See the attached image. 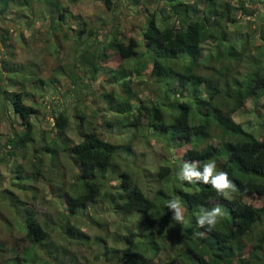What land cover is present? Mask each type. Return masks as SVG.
Segmentation results:
<instances>
[{"label":"trees","instance_id":"1","mask_svg":"<svg viewBox=\"0 0 264 264\" xmlns=\"http://www.w3.org/2000/svg\"><path fill=\"white\" fill-rule=\"evenodd\" d=\"M67 1L0 0V112L13 122L21 121L20 130L14 129L8 141L12 149L9 152L16 154L30 147L41 160L36 168L40 173L45 152L50 154L52 164L56 153L64 152L75 167L76 183L62 188V195L75 217L100 197L110 200L113 209L125 216L143 215L138 222L140 230L132 231L119 224L114 244H108L106 237L101 236L105 264H154L161 250H166L175 264H264V139L258 140L233 116L249 98H259L264 93V23L258 34H251L247 22L240 17V11L252 17L257 3L264 0H237L236 5L233 0L150 1L152 8L144 7L148 12L139 10L146 17L139 26L140 39L127 38L115 25L114 32L101 36V30L90 28L81 16H73L72 20L67 5L63 6ZM103 1L112 12L114 0ZM48 3L58 8V15L48 16L43 8ZM16 32L20 33L18 40L22 44L38 47L43 53L41 60L15 58ZM209 40L217 45L212 65L201 62L204 43ZM69 43L74 46L69 52L77 55L72 64L64 62ZM45 58H52L56 67L52 76L56 78L50 77L54 80L48 88L38 85L45 84L46 79L41 76ZM137 59L136 69L149 68L150 75L164 88L163 96L151 106L145 100L140 104L132 102L136 95L130 85L132 74L110 64V60L125 63ZM210 70L211 74L203 73ZM60 72L74 84L81 77L86 82H98L102 73L120 87L121 92L112 89L102 96L111 102L115 114L123 116V125H139H132L138 129H132L130 140L124 144L132 145L141 132L139 128L144 127L140 118L146 117L150 119V124L145 125L146 134L162 136L173 151L190 145L182 161L174 160L173 165L166 161L158 166V184L152 195L135 175L140 170L145 173L147 168L125 161L120 147L104 137L98 124H92L77 142L68 133L70 116L66 110L54 106L49 111L45 107L40 110L32 102L37 89L45 96L42 103L48 104L49 96L60 89L53 84L60 81ZM174 81L179 90L170 86ZM61 93L64 95V91ZM120 98L124 99L118 101ZM197 117L199 120H194ZM114 123L106 120L103 125L107 128ZM214 125L224 139L221 145L212 142L217 136L212 132ZM262 125L259 131L264 132V121ZM122 127L125 130L119 132L121 139L128 135V127ZM8 149L9 144L0 142V153ZM23 157H27L26 152ZM118 160H124L123 166ZM213 161L217 170L227 172L235 185V191H229L226 198L218 196L210 184L179 178L184 163L198 162L202 170L204 163ZM116 165H121V169L115 189L106 173ZM18 168L20 173L24 171L23 164ZM22 180L19 174L10 184L18 186ZM2 182L0 172V187ZM173 197L184 207L183 224L172 219L173 212L167 207ZM213 201L222 208L224 216L209 231L197 225V217L204 210H211ZM2 204L11 208L14 219L11 223L9 217L6 226L23 233L20 241L26 243L23 251L16 253L20 263L15 264H46L38 255L48 232L35 211L11 187L0 189ZM68 231L77 241L91 240L80 227L72 226Z\"/></svg>","mask_w":264,"mask_h":264},{"label":"rangeland","instance_id":"2","mask_svg":"<svg viewBox=\"0 0 264 264\" xmlns=\"http://www.w3.org/2000/svg\"><path fill=\"white\" fill-rule=\"evenodd\" d=\"M142 1H147V3L143 4ZM150 1L155 2V0H138L137 2L136 0H114L115 6L112 12L106 9L103 0H68L63 6L67 5L72 20L73 16H81L88 21L90 28L101 30V36H104L108 31L114 32L112 26L115 25L120 28V32L127 38L136 36L140 39L139 26L144 23L146 17L139 10L148 12L144 7L149 6L152 8ZM233 3L236 5L238 1L233 0ZM130 7L132 9H129ZM43 8L49 17L59 14L58 8L51 3L45 4ZM255 8L252 17L240 11L242 13L240 17L243 21L247 22L249 26L247 29L251 34H258L259 27L264 23V1L259 2V4L257 3ZM19 35V32L15 33L17 39L15 58L26 60L34 57L41 60L43 53L39 51L38 47H35V45L30 47L28 43H25V45L22 44L18 40ZM38 44L40 45L41 42H38ZM23 46L26 47L24 48ZM69 47L70 49L67 51V58L64 59V62H71L72 64L76 60L75 57L77 55L75 56L73 52H69L74 50L72 43H69ZM216 54L217 45L213 41L209 40L204 43L201 57L202 64L207 63L212 65L215 63L214 57ZM139 61L143 63L142 59ZM110 64L118 70L125 69L132 74V77H130V85L136 93L132 99L134 104H140L142 100H145L151 106L163 96L164 88L156 83L155 79L150 75L149 68L144 69V71L139 70V68L136 69L139 67L138 59L125 63H115V60H110ZM69 68L72 69L73 66L71 65ZM55 69L56 67L53 64L52 58H48V60L45 58L43 60V68H41V76L46 79L45 84L38 85L42 88H48L49 84H51L50 81L54 80L51 78H56L52 77ZM58 69L60 70L61 67L59 66ZM242 69L246 70L245 67H242ZM212 72L210 70L204 71L203 73L211 74ZM59 76L60 81L53 82L54 85L60 87L59 91L61 96L58 101L54 100L59 105L54 103L51 107L54 106L60 110H66L69 114V135L78 142L82 139L81 134L83 132L90 130L92 124H98L100 131L104 133V137L120 147L121 156L125 161L134 163L142 169L147 168L145 173H141L140 170L135 175L139 177V183L147 190V193L152 195L154 189H156L154 187L158 184L157 176L155 175V170H157L158 166L162 163L165 164L166 161H169L172 165L175 162L174 160L182 161V156L190 148V145L187 143L183 147L173 151L162 136L152 133L146 134L147 130L145 128L147 127L145 125L150 124V119L141 117L140 122L144 127L139 128L141 132L132 145H130L132 146L130 148L129 145L124 143L130 140L132 129H138L132 126L136 124L128 122L123 125V116L115 114L114 109L111 107V102H107L105 97L102 96L104 92L112 89L121 92L120 87L108 81L107 76L102 73L101 79L94 83L90 80L86 82L81 77L74 84L72 80L64 77V73L60 72ZM170 86L176 89L179 88L175 81L171 82ZM201 88L204 89L205 85H202ZM63 91L64 95L61 93ZM34 92L36 96L32 98V102L35 101V104L40 110L45 107L49 111L51 107L48 108L47 105H44L46 101L42 103L45 97L43 93L37 89ZM185 93L183 92V94ZM169 96L173 95L170 94ZM184 96H187V94ZM123 99L120 98L117 100L122 101ZM32 102L30 101V103ZM80 116H85V119L81 120L82 117ZM233 116L236 121L243 123L244 128L252 132L258 140L264 139V132L259 131L264 121V93L259 98H249L244 107ZM41 117L42 115H39V118ZM48 120H50V117H48ZM106 120H112L115 123L105 128L103 124ZM194 120L198 121L199 117L194 118ZM123 121L127 122L125 120ZM20 122H13L9 116L0 112V142L2 144H9V149L5 150V153H0V172L3 174V182L0 189L11 187L21 195L26 201V205L35 211L45 226L48 232V239L42 247V251L39 252L38 258L42 262H47L46 264H105L107 260L101 255V245L103 244L101 236L106 237V242L112 245L114 244L113 236L117 232L119 224L121 226L125 224L132 231L140 230L138 222L142 220L143 215L134 213L125 216L122 212H117L113 209V204L110 200L100 197L95 202L90 203L86 209L81 210L80 214L76 217L73 216L62 195V188L66 189L70 184L76 183L74 165L69 157L60 150L56 153L55 162L52 164L50 154L45 152L43 155L42 173H40L37 172L36 168L40 166L41 160L37 155L32 154L30 147L18 150L16 154L10 153L9 151L12 149L10 147L11 143L8 141L13 137L12 131L14 129L20 130ZM122 126L128 127V135H124L123 139L119 136L125 130ZM136 126L139 127V125ZM212 129V132H215L217 135L212 139V142L221 145L224 139H221L218 135L220 134V129L218 130L215 125ZM25 152L27 153V157H23V153ZM124 160H118L117 162L123 166ZM20 164L24 165V171L21 173L18 168ZM121 165H116L106 173V179L110 181L109 183L115 189L118 186L116 179ZM19 174L22 175V182L18 186H11L10 182L12 179H16V176ZM135 179L137 178L135 177ZM21 188L24 190H21ZM212 205L213 207L219 206L215 201L212 202ZM9 217L11 218V223H13L14 219L12 218L11 208L2 204L0 206V262L2 264L20 263L16 253H21L23 251L22 246L26 244L20 241V238L24 236L23 233L15 227L9 229V226H6L5 223H8ZM123 219L126 220L124 221ZM72 226L80 227L91 236V240L87 243L77 241L74 238L75 235L68 231ZM175 263L176 260L170 258L166 250L158 252L154 259V264Z\"/></svg>","mask_w":264,"mask_h":264},{"label":"clouds","instance_id":"3","mask_svg":"<svg viewBox=\"0 0 264 264\" xmlns=\"http://www.w3.org/2000/svg\"><path fill=\"white\" fill-rule=\"evenodd\" d=\"M60 96L59 89L53 95L49 96V101L47 102L48 108L54 103L59 105L57 102H54V100L58 101ZM178 175L181 180L189 183L202 182L204 184H210L211 187L216 190L218 196H224L225 198L228 196L229 191H235V185L229 179L228 173L225 171H218L214 161L204 163L202 170L198 162H186ZM167 207L173 212V220L182 224L185 222L184 207L179 199L173 197L168 200ZM223 216L224 212L222 208L217 205L211 210H204L202 214L197 217V225L200 228H207L210 231L215 228L219 219Z\"/></svg>","mask_w":264,"mask_h":264}]
</instances>
